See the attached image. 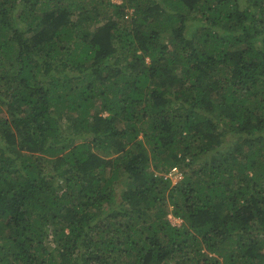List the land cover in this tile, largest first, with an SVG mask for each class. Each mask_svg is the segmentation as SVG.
<instances>
[{"label":"trees","instance_id":"obj_1","mask_svg":"<svg viewBox=\"0 0 264 264\" xmlns=\"http://www.w3.org/2000/svg\"><path fill=\"white\" fill-rule=\"evenodd\" d=\"M0 264H264V0H0Z\"/></svg>","mask_w":264,"mask_h":264},{"label":"clouds","instance_id":"obj_2","mask_svg":"<svg viewBox=\"0 0 264 264\" xmlns=\"http://www.w3.org/2000/svg\"><path fill=\"white\" fill-rule=\"evenodd\" d=\"M124 0H117V1H115V3L116 4H121L122 2H123ZM131 10V9H130ZM129 10V11H130ZM132 11H130L129 13H131ZM128 13V14H129ZM126 16H127V18L129 17L127 14H126ZM174 168H176V172H173V169ZM166 176H168V177H170L171 179H172V182L173 183H176L178 180H180L181 178H182V173H181V169L179 168V167H177V166H174V167H172V169L169 171V172H167L166 173ZM173 176H176V180L175 179H173ZM176 218H179V217H176ZM169 219L171 220V214H169ZM182 222H183V220L181 219V222H180V224L178 225V224H174L173 222V224L174 225H178V226H180L181 224H182Z\"/></svg>","mask_w":264,"mask_h":264},{"label":"rangeland","instance_id":"obj_3","mask_svg":"<svg viewBox=\"0 0 264 264\" xmlns=\"http://www.w3.org/2000/svg\"><path fill=\"white\" fill-rule=\"evenodd\" d=\"M115 2V1H117V0H112V2ZM130 11H132V9L130 10ZM128 16H130L131 15V13H129V14H127ZM101 17V16H100ZM125 17H127L126 15H125ZM189 24V26H190V24H191V22H189L188 23ZM87 25H91L92 26V23H88ZM192 29H194L195 28V26L192 24ZM77 84V82H72L71 83V85L72 86H74V85H76ZM173 179H175L176 180V176H173ZM171 221L174 223V224H180V222H181V218H176V216H174L172 213H171Z\"/></svg>","mask_w":264,"mask_h":264},{"label":"built area","instance_id":"obj_4","mask_svg":"<svg viewBox=\"0 0 264 264\" xmlns=\"http://www.w3.org/2000/svg\"><path fill=\"white\" fill-rule=\"evenodd\" d=\"M176 171H177L176 168H174V169H173V172H176Z\"/></svg>","mask_w":264,"mask_h":264}]
</instances>
